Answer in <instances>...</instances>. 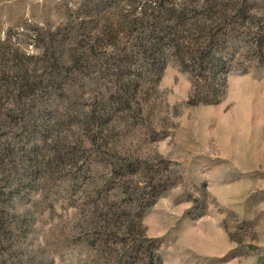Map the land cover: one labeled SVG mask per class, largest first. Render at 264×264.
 Masks as SVG:
<instances>
[{
  "label": "rangeland",
  "instance_id": "1",
  "mask_svg": "<svg viewBox=\"0 0 264 264\" xmlns=\"http://www.w3.org/2000/svg\"><path fill=\"white\" fill-rule=\"evenodd\" d=\"M0 264H264V0H0Z\"/></svg>",
  "mask_w": 264,
  "mask_h": 264
}]
</instances>
